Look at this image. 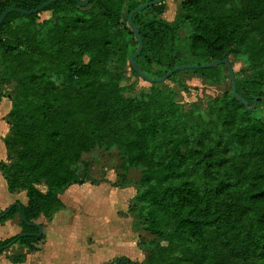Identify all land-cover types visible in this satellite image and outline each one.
Here are the masks:
<instances>
[{"label": "trees", "instance_id": "trees-1", "mask_svg": "<svg viewBox=\"0 0 264 264\" xmlns=\"http://www.w3.org/2000/svg\"><path fill=\"white\" fill-rule=\"evenodd\" d=\"M46 1L0 0V15ZM151 1L89 0L85 8L59 1L5 18L0 102L6 98L10 111L0 173L27 204L0 223L20 218V210L21 235H36L35 221L50 220L64 207L60 196L84 183L81 157L115 150L125 171L139 172L129 213L155 239L141 264H264V0H183L173 22L161 18L164 0L132 17L143 45L134 61L150 79L229 57L242 66L236 96L230 90L190 111L160 84L125 97L133 88L122 86L125 67L138 45L127 18ZM43 13L50 17L40 23ZM222 66L190 72L218 86ZM179 73L167 81L185 89ZM43 240L17 235L0 241V254L15 245L35 252Z\"/></svg>", "mask_w": 264, "mask_h": 264}, {"label": "rangeland", "instance_id": "rangeland-1", "mask_svg": "<svg viewBox=\"0 0 264 264\" xmlns=\"http://www.w3.org/2000/svg\"><path fill=\"white\" fill-rule=\"evenodd\" d=\"M182 1L165 0L167 9L163 15L165 21H172L175 18ZM48 15H40L39 22L45 21ZM185 39L186 34L183 32L181 41ZM228 60L234 75L242 71V66L232 57ZM131 69L132 67L127 64L125 80L122 83L125 88L133 87L125 94L127 98L136 97L152 87L151 84L133 76ZM221 70L223 79L218 86L207 85L190 70L181 71L178 75L179 82L186 85L185 89L168 81L160 85L176 92L177 99L182 102L185 111H190L193 104L204 110L208 100L220 97L231 90V79L226 66L223 65ZM235 79L237 78L234 76ZM14 88L15 85L11 83L2 88V92L7 96ZM259 112L264 120V102ZM79 177L84 183L72 186L64 192L62 195L64 210L56 218L57 230L53 229L50 233L49 239L57 237L54 239L56 242L62 238H58L61 236L57 234L58 230H61L65 237L63 248L58 249L59 264L65 260L69 262L68 258L73 256L77 258L72 259L73 263L76 261L74 264H114L121 257L135 263L136 257L129 256L130 249L131 251L137 249L144 255L146 261L155 239L143 232L135 217L129 213L135 195L133 185L139 178V172L133 169L125 171L115 150L108 152L96 150L91 155L81 157ZM43 186L39 184L38 189L44 190ZM36 223L44 229L46 219L41 218ZM43 245L44 242L36 244L38 247ZM125 255H128V258Z\"/></svg>", "mask_w": 264, "mask_h": 264}, {"label": "crops", "instance_id": "crops-1", "mask_svg": "<svg viewBox=\"0 0 264 264\" xmlns=\"http://www.w3.org/2000/svg\"><path fill=\"white\" fill-rule=\"evenodd\" d=\"M43 14H49V13H43ZM163 15L161 18L165 20ZM48 16L50 17V14ZM173 20L172 21L169 20L167 22H173ZM9 111H10V102L6 98H3L0 102V163L5 162L6 160V150L5 148H3L4 146L2 143V139L8 133V126L5 123L4 119ZM62 195L60 196V201L63 203ZM12 204H19L22 206H26L27 199L25 197V193L24 192L9 193L7 190L6 183L0 173V212L4 211ZM63 206H64V203H63ZM63 210H64V207L60 212L56 213L54 216L51 217L50 220H46V223H44L45 227L44 229H42V235L44 234L45 237H44V240L41 241V242H44L43 246L38 247L35 245V247L37 248V251L35 252H29L25 247H22V246H17V245L12 246L8 250L0 254V264H13V260L21 256L23 258L22 264H57V263L59 264V259L57 256L58 254H60V251L58 249L61 250L63 248V245H64L63 239L65 238L64 234L62 233L61 230L57 231V234L61 235V236H58V238L62 237L59 240V242H56L54 240L57 237L53 239L54 241L50 240L49 238H50V233L53 231V229L57 230L55 229L56 228L55 227L56 218L59 214L63 212ZM41 218L43 217H40L37 221H35V224H37L36 222H39ZM21 232H22V229L20 227L19 216H16L11 220L0 223V241H4L11 237L21 235ZM129 253H130L129 254L130 257L131 256L136 257L137 261L135 263L141 264L142 262H144V255L140 253L139 251H137V249H134L132 251L130 249ZM125 256L128 258V255H125ZM121 258H125V257H121ZM69 259H70L69 262L65 260V261H61L60 264H72L73 263L72 259H77V258L76 256H73V257H69L68 260ZM75 262L76 261H74V263Z\"/></svg>", "mask_w": 264, "mask_h": 264}, {"label": "water", "instance_id": "water-1", "mask_svg": "<svg viewBox=\"0 0 264 264\" xmlns=\"http://www.w3.org/2000/svg\"><path fill=\"white\" fill-rule=\"evenodd\" d=\"M59 1H67V2H73V3H76V5L80 8H85L88 4H89V0H84V1H80V0H48L46 2H44L43 4H41L40 6H38L36 9H33V10H30V11H23V10H19V9H16V8H9V9H6L1 15H0V26L1 24L3 23V21L5 20V18L9 15V14H12V13H16V14H20V15H23V16H31V15H36V14H39L41 13L45 8H47L48 6L56 3V2H59ZM164 0H153L149 3H146L144 5H141L139 7H137L136 9H134L133 11H131L128 15V18H127V25L129 27V29L131 30V32L133 33L134 35V38L136 39L137 41V49L136 51L129 57V60H128V64L132 67V69L134 70L135 74L138 76V78H140L141 80L149 83V84H161L165 81L168 80V78L174 74V73H177V72H181V71H186V70H203V69H209V68H212V67H215V66H219V65H225L228 72H229V76H230V79H231V91H232V94L234 96H236L235 94V80H234V74H233V70H232V67L231 65L228 63L227 60H223L221 62H213V63H210L208 65H202V66H197V65H186V66H180V67H176L174 68L173 70L169 71L167 74H165L163 77H161L160 79H150L146 76H144L137 64L135 63V58L138 57V55L140 54V52L142 51V48H143V45H142V42H141V39H140V36H139V31L137 30V28L134 26L133 22H132V17L135 15V14H138L148 8H151L153 6H157L159 4H161ZM241 101V99H239ZM242 104L243 101H241ZM255 104V103H254ZM254 104L251 106V107H246V105L244 104V106L246 107L247 110H252L253 109V106ZM13 207H16L18 209L19 208V204H12L11 206H9L7 209H5L4 211H2L0 213V220L2 218H4L10 211ZM19 215H20V219L22 222H24V219L21 217V213H20V210H19ZM34 226L38 229V233L36 235H31V234H22L20 235L21 237H40L42 235V228L39 226V225H36L34 224Z\"/></svg>", "mask_w": 264, "mask_h": 264}]
</instances>
